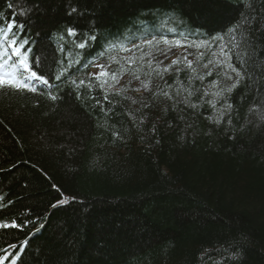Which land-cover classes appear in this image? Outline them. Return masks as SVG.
Listing matches in <instances>:
<instances>
[{
  "label": "trees",
  "instance_id": "1",
  "mask_svg": "<svg viewBox=\"0 0 264 264\" xmlns=\"http://www.w3.org/2000/svg\"><path fill=\"white\" fill-rule=\"evenodd\" d=\"M10 18L49 84L0 89V222L23 226L0 249L27 241L17 264H264V0H0ZM92 61L115 75L89 83Z\"/></svg>",
  "mask_w": 264,
  "mask_h": 264
},
{
  "label": "snow or ice",
  "instance_id": "2",
  "mask_svg": "<svg viewBox=\"0 0 264 264\" xmlns=\"http://www.w3.org/2000/svg\"><path fill=\"white\" fill-rule=\"evenodd\" d=\"M11 7V5H10ZM77 11V9L73 8L69 15L72 12ZM24 25L17 22L16 19H9L6 25L0 26V47L5 49L4 55L0 56V89H12L17 92L19 91H30V92H37V89L33 86V84L29 83V81L33 82H40L44 85L49 84V79L43 75L38 74L35 70L37 64L40 63V59L32 58L31 57V48L29 47V40L26 37H22L18 35V33H23ZM75 29L69 28L68 35H76ZM223 36L218 37L217 41L222 40ZM168 43L167 39L164 41ZM152 41L149 40L146 42L148 46H152ZM177 47H192L193 45H184L177 42ZM81 49L87 47V42L81 43L79 45ZM221 50L224 51L226 56L231 57L233 54L227 50V45H220ZM135 50H140L139 46H136ZM127 51H133V49H127ZM171 51V46L169 48ZM163 55L167 56V53H163ZM203 55V54H201ZM186 60L187 57H184ZM134 60L133 57L129 58V62ZM92 66L99 68L100 72L90 74L89 83L95 80L97 77H106L108 75H115V73L108 72L105 69L104 65L97 64L95 61H92ZM151 63V61H149ZM162 63V62H161ZM173 65H176L178 61H173ZM190 63V62H189ZM11 68L13 69L12 72L5 71L6 69ZM232 70L237 73L239 76L241 73L236 68L235 65H232ZM57 80L62 79L61 76L54 77ZM231 79V77H228ZM73 84L76 82L73 81ZM81 85H84V81H80ZM235 86V85H234ZM107 98V97H106ZM53 100L57 99V97L53 96ZM67 198L58 201V204L67 203ZM3 204H0V207H3ZM56 205H53L55 207ZM22 225H17L16 222L13 220L11 222L4 221L0 222V230H7V229H16L21 228ZM27 241L23 242V245H17L14 243H9L7 249H0V264H17L20 260V256L17 255L20 247L26 246ZM11 249L12 251H9Z\"/></svg>",
  "mask_w": 264,
  "mask_h": 264
},
{
  "label": "bare ground",
  "instance_id": "3",
  "mask_svg": "<svg viewBox=\"0 0 264 264\" xmlns=\"http://www.w3.org/2000/svg\"><path fill=\"white\" fill-rule=\"evenodd\" d=\"M147 18H149V17H147ZM154 20H155V18L153 17V18H149L148 20L135 21L133 27L136 28L137 30L143 31V30L146 29L145 26H147V25H153V23L156 22Z\"/></svg>",
  "mask_w": 264,
  "mask_h": 264
},
{
  "label": "rangeland",
  "instance_id": "4",
  "mask_svg": "<svg viewBox=\"0 0 264 264\" xmlns=\"http://www.w3.org/2000/svg\"><path fill=\"white\" fill-rule=\"evenodd\" d=\"M169 47V46H168ZM177 50L176 51H180V49L179 48H176ZM164 57V56H163ZM97 64H100V63H97ZM100 65H103V64H100ZM109 67H113V65L111 64V63H108V66L105 68L106 69V71H107V69L109 68ZM98 72H100V69L99 68H96V67H93V66H91V68H90V73H98ZM124 81V79H121L119 82H117V86H121L122 85V82ZM113 88H115V87H113ZM138 92H140L139 90H137Z\"/></svg>",
  "mask_w": 264,
  "mask_h": 264
}]
</instances>
